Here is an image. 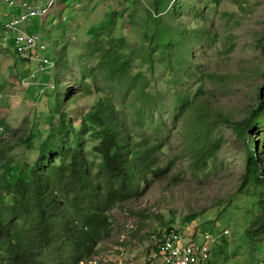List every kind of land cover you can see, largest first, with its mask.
Instances as JSON below:
<instances>
[{"label":"rangeland","instance_id":"374dc122","mask_svg":"<svg viewBox=\"0 0 264 264\" xmlns=\"http://www.w3.org/2000/svg\"><path fill=\"white\" fill-rule=\"evenodd\" d=\"M27 27L55 67L40 72L0 46V197L15 164L48 170L76 135L91 153L84 118L102 105L131 135L146 179L107 210L80 264H146L171 228L198 245L212 235L210 264H264V224L248 233L262 188L239 191L264 117L245 134L225 121L249 119L264 101V0H57Z\"/></svg>","mask_w":264,"mask_h":264},{"label":"trees","instance_id":"16d2710c","mask_svg":"<svg viewBox=\"0 0 264 264\" xmlns=\"http://www.w3.org/2000/svg\"><path fill=\"white\" fill-rule=\"evenodd\" d=\"M262 117L264 101L259 99L249 119L225 121L245 134ZM84 124L97 142L91 153L78 146L81 137L76 135L77 142L62 150L58 162L51 161L50 169L15 164L17 173L7 170L5 179L12 191L0 197L7 200V204L2 203L7 209L0 210V264H80L95 251L101 232L108 228L107 210L115 202L128 200L146 179L143 167L130 157L131 135L113 120L109 109L93 105ZM260 145L263 149L264 144L247 141L250 177L239 190L249 184L262 188L260 214L248 230L250 235L264 224Z\"/></svg>","mask_w":264,"mask_h":264},{"label":"built area","instance_id":"2783aa9c","mask_svg":"<svg viewBox=\"0 0 264 264\" xmlns=\"http://www.w3.org/2000/svg\"><path fill=\"white\" fill-rule=\"evenodd\" d=\"M15 13L5 25L4 31L10 36L9 45L24 62L33 63L40 72L51 71L55 67L53 57L47 52L45 40L36 33L28 32L25 25L33 19L46 16L57 0H1ZM229 231L224 235L229 236ZM196 235L171 229L156 242L146 264H210L215 242L212 235L203 237L202 243H195Z\"/></svg>","mask_w":264,"mask_h":264},{"label":"crops","instance_id":"0c3cea01","mask_svg":"<svg viewBox=\"0 0 264 264\" xmlns=\"http://www.w3.org/2000/svg\"><path fill=\"white\" fill-rule=\"evenodd\" d=\"M5 7L6 6H5L4 3L0 6V15H1V13L4 14V15H6L7 18H6V21L5 22H7L9 19H11V16L14 14V12H13V10L11 11L10 9L7 10ZM5 22H4V24H1L0 23V26L1 27H4ZM0 40H1L0 41V46H7L8 47L7 49L10 48V50L16 55L15 51L13 50V48L9 45L10 39H6L5 36L2 38V36L0 35ZM4 48H6V47H4Z\"/></svg>","mask_w":264,"mask_h":264}]
</instances>
